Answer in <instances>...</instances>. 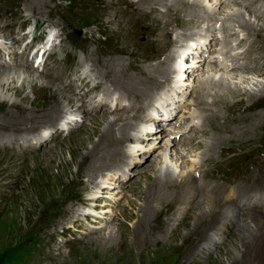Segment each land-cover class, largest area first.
Instances as JSON below:
<instances>
[{
    "label": "rangeland",
    "instance_id": "rangeland-1",
    "mask_svg": "<svg viewBox=\"0 0 264 264\" xmlns=\"http://www.w3.org/2000/svg\"><path fill=\"white\" fill-rule=\"evenodd\" d=\"M30 1L33 0H0V31L4 30L3 36L7 39L5 44H1L0 41V72L6 70L14 73L15 68L20 64L22 70H29L34 74L38 86L48 82L46 77L52 78L76 96H74L75 104L72 103L71 111L66 117L64 116L63 120L42 118L38 119L37 123L34 121L24 126L10 127L8 125L2 128L0 125V264H250L249 260L245 262L241 258L231 259L229 254L234 246L243 244L239 222L226 228L223 233L220 227L216 228L220 231V235L217 240H214L213 249L206 253L199 248L195 254H191L192 248L191 253L189 252L190 256L185 255L183 262L177 261L172 251L163 253L159 248L165 242L172 241L171 238L176 234L179 235L174 238L175 244L183 245L188 234L196 227L192 217L193 210L183 215L176 214L177 221L173 220V217L167 220L168 223L164 226L167 232L155 233V239L153 238L154 242L152 241L151 245L153 252L142 263L136 255L140 249H138L139 243L136 241L135 229L143 218L142 207L145 203L142 198L143 193H146L150 185L145 177L146 173L148 171L154 178L156 173L158 174L157 170L161 163H164L161 166L163 172L167 167H172L174 172L175 181L172 190L167 191L175 195L173 200L178 199L183 193L181 192L182 183L185 181L190 183L191 179L195 178L201 179L209 186L216 184L226 186L229 182L224 176L232 180L241 176L246 181L251 180V183L255 185L258 177L253 175L250 159L255 160V166L264 177V0H254V2L240 0L241 3L231 2L221 7L219 0H183L187 4L186 7L174 6L175 3L170 0H164V2L158 0L160 10L148 6L136 12L139 0H50L52 7H56V11L59 12L48 21L47 18H43L45 15L37 11V8H30L28 3ZM250 5L252 9H249ZM148 10L150 14L147 13ZM166 12L168 18H163L162 15ZM191 12H194L193 15L190 14ZM234 13L238 14L233 16ZM212 15L213 24L209 22L207 25L203 22L205 18ZM176 17L179 19L170 24L169 21ZM194 17L199 18L192 20ZM201 17L203 18L200 19ZM243 19L250 24L249 27L245 26ZM190 20L194 22L199 20V23L187 27ZM36 21L40 29L34 31ZM108 21H112L111 26L105 24ZM6 24L8 27L4 28ZM127 24L129 25L126 26ZM51 30L56 34L57 41L48 43L46 48L54 46V52L49 54L47 51L42 60L37 62L41 52H35V49L41 50L43 49L41 46L45 45V43L40 45L41 41H38L30 46L31 54L27 61V52L23 49L26 48L25 45L32 42V38L40 39ZM118 30L129 31L132 34L129 38L132 42L129 44L131 55L122 54V51L117 50L119 47L115 49V45L120 46L124 43L122 38H115L114 33ZM87 37L91 38L87 39ZM258 38H262L261 41ZM246 39L252 41L255 39L256 49L259 52H255L254 56L247 57L243 61L250 60L256 65L253 68L229 71L230 65L227 66L229 62L222 61L228 59L227 53L234 55L240 52L241 58H244L246 55L242 53L252 49V45L248 46L250 42L248 44L245 42ZM172 41L174 44H171ZM197 41L205 48L203 53L200 48V51L197 50ZM11 45H14V48L8 55L6 49L11 48ZM157 46L162 47L158 54L155 52ZM189 48L191 50H188ZM93 49H96L98 54H93ZM170 49L171 51L173 49L174 58L166 66L160 64L156 69L159 74L168 68V71L172 73L169 80L166 81L160 76L159 79L147 77L145 71L148 70H144L145 67L148 66L152 71L150 75L156 74L149 65L155 64L159 60L158 57L168 56ZM183 52H186L184 56ZM48 54L49 57H47ZM196 57L203 58L201 59L203 65L195 61ZM112 58L126 61L128 70L126 76H131L134 82L140 79L139 83L141 81L144 83L141 88L139 86L138 94L141 93L139 97L127 95L129 97L126 99L122 95L125 92L120 89L121 87L116 89L109 85L114 82L109 74L110 77L106 76L103 63ZM5 62L9 63V66H5ZM217 65H225L224 70L218 68L215 70ZM209 67L215 70L214 73L205 74L200 79L191 77L192 73L199 71L205 73L204 71H207ZM86 73L91 77L84 83L80 78H85ZM121 73L125 74V72ZM39 75L43 78L37 79ZM211 77L216 78L215 82ZM223 78L225 80L220 82L219 87L218 82ZM126 80L128 79L125 78L124 81ZM178 81L184 83L183 86ZM72 82L76 91L67 84ZM115 84L112 86H117ZM186 84H190L191 88L187 89ZM105 85L107 88L104 87ZM122 87L126 88V91L130 89L128 85ZM133 88L134 91H132L135 92L137 85ZM247 90L257 93L259 91L256 95L258 99L251 103L248 95L244 94ZM26 94L31 95L27 85L24 89V95ZM198 94H202L204 103L215 101L214 99L220 97L219 95L225 94V98L223 101H216L217 106H202L201 112L204 111L206 114H201L195 106ZM4 95L8 99L14 97L11 93L4 92ZM171 95L173 101L170 100ZM111 98L116 100H109ZM165 98L169 99V103L166 102L164 105L174 111V114L172 117L167 115L170 113L167 109V118L162 128L167 126L168 129L155 130V124H151L153 122L151 115H155L156 107L160 105L161 99L165 100ZM4 100V97H0V101ZM116 103L122 104L120 108L114 110L118 106ZM176 103H179L177 109L174 107ZM80 107L82 110L78 113ZM107 107L114 111H109ZM1 109L3 108H0V113H3L4 110ZM199 113L203 115V119L199 118L197 129L188 131L187 127L194 118L201 116ZM104 115H107L108 122L116 121L118 118L132 120L130 121L133 125L131 138L122 147L121 157L120 154L118 155L120 159H111L112 169L101 174L94 186L85 191L81 201L75 204L79 214L62 223L59 207L56 205L52 207L49 195L44 196L43 201L40 202L36 186L48 175L57 172V166L61 160H71L69 148L74 147L79 138L85 137L86 129L84 128L90 126L93 118ZM208 116L216 118V127L220 132L227 128L233 129L237 125V129L241 131L219 135L205 122ZM260 116L261 121L257 123L258 131L250 135L244 132L248 131L250 125L254 124ZM118 124L122 125L121 122ZM105 125L100 126L101 131H104ZM157 133L167 136L161 139L155 137L156 143L150 144L152 135ZM173 136L178 142L176 141V146L171 149L167 141H170ZM216 136L225 138V146L217 148L218 144L214 143ZM191 140H196L193 146L186 144ZM199 143H203L204 146L202 147ZM214 145L213 149L210 148ZM141 149L147 153L140 158L139 162H136L140 165L135 166L133 161ZM54 154L57 158L50 163L49 158ZM163 155H167L166 158L163 159ZM81 160L82 157L79 156L77 161ZM211 161L215 162L210 164ZM151 165L156 166L154 171L151 170ZM147 168H150V171ZM76 171L77 165H72L70 172ZM245 173L248 178L243 176ZM71 177L72 174L69 175V178ZM103 182L111 183L105 186V191ZM119 183L128 185L124 187L118 185ZM261 183L264 184V180ZM65 206H60V209ZM154 206L158 211L162 209L160 204L156 203ZM253 209L263 211L261 206H255ZM107 226L109 228L103 232L102 228ZM204 226L201 227L204 228ZM110 233L121 241L114 245L111 251L89 245L88 238L83 240L88 234L91 237H101ZM159 239L162 245L157 244ZM127 243L131 244L129 245L131 248L134 247L133 252L128 248H124L125 251L122 250L121 246ZM195 243L196 246L194 244L190 246H195L196 249L199 247V242ZM144 248L141 247V250ZM156 248L159 251L155 252ZM186 251H189L188 247ZM115 252L114 259H110L108 255Z\"/></svg>",
    "mask_w": 264,
    "mask_h": 264
},
{
    "label": "bare ground",
    "instance_id": "bare-ground-1",
    "mask_svg": "<svg viewBox=\"0 0 264 264\" xmlns=\"http://www.w3.org/2000/svg\"><path fill=\"white\" fill-rule=\"evenodd\" d=\"M110 1H113V0H110ZM170 1L172 3H175L174 6H177V7L178 6L186 7V5H187L183 0H181V1L180 0H170ZM50 2H51L50 0H33V1L28 2V3H29V6L31 9L37 8V11L39 10L43 15H45V17H43V16L42 17L47 18V21H48L49 19L52 20L51 18L53 17V15H55L56 13L59 12V11H56V7H52V4ZM160 2H164V0H161ZM160 2L158 0H153V1L152 0H139L137 2L138 5L136 4L137 9H135V12L138 9L140 10V9H143L144 7L146 8L148 6L152 7V8H157L158 10H160L159 9ZM231 2L232 3L233 2L234 3H241L240 0H219V5L221 7L222 5H228V3H231ZM253 2H254V0H253ZM257 2H259V1H257ZM250 4H252V3H250ZM156 6H158V7H156ZM95 7H97V6L95 5ZM249 9H252V5H250ZM149 11L150 10H148L147 13L150 14ZM195 11H196V8L194 9V12ZM168 12H169V10H168ZM194 12H191L190 14L193 15ZM235 14H238V13H234L233 16H235ZM92 16H94V15L92 14ZM100 16H102V15H100ZM162 17L168 18L167 12L165 14H163ZM197 18H199V17H197ZM197 18L194 17V19H192V20H196ZM202 18L203 17H201L200 19H202ZM236 18H237V16H236ZM178 19L179 18L176 17L175 19H173L169 22H170V24H173ZM212 19H213V15L211 17L205 18L203 22L207 23V25L209 22H212V24H213ZM155 20L159 21L158 19H155ZM192 20L189 21V24L187 27H189V26L191 27V25H198L199 20H197L195 22ZM41 21H43V20H41ZM42 24H43V22H42ZM105 24H107L108 26H111L112 21H108ZM244 24L247 27L250 26V24L246 20H244ZM128 25L129 24H127L126 26H128ZM36 26H37V21H36ZM5 27H8V25L7 24L4 25V28ZM151 27H152V25H151ZM209 28L211 29V27H209ZM244 28H246V27H244ZM250 28H252V27H250ZM207 30H208V28H207ZM179 31H181V30H179ZM159 32L161 33L162 31H159ZM114 34H116L115 38H117V39L122 38L124 40V43L121 44L120 46L118 44L115 45V49L117 47H119L117 50L122 51V54L123 53L130 54L129 53L130 52L129 51V49H130L129 44H131L132 42L129 41V38L131 37L132 34L129 31L123 32L120 30H118L117 33H114ZM150 34H151V32H150ZM152 34H153V32H152ZM3 35H4V30L0 31L1 44H5L6 43L5 41L7 40L5 38V36H3ZM165 36H166V34H165ZM186 36H188V35H186ZM88 38H91V37H87V39ZM191 38L193 39V37H191ZM258 39H259V41H261L262 38H258ZM38 40H39V38L38 39L36 37L32 38V42L27 43L25 45L26 48H23L24 51L27 52V61H28V58L31 54L30 50H29L30 46L33 45V43L38 42ZM158 41H159V38H158ZM245 42L247 44L250 42L248 46L252 45V49H251V51L246 50L245 52L242 53V54L246 55V56H244V58H241L240 52H238L234 55L233 54L229 55L227 53L228 54V55L226 54V58H228L227 60H224V58H222L224 60L222 62H227V63L229 62V64H227V66L230 65V68H228L229 71H233L236 69L243 70V69H247V68H253L256 65L247 59H246L247 61H245V62L243 61L247 57L251 58L255 52H259L256 49V47H257L256 46V40L254 39L252 41L251 39H246ZM251 42H252V44H251ZM171 44H174V41H172ZM197 44L198 45L196 46V42L194 43V45L198 48L197 50H199V48H200L201 52L203 53L205 48H203V46H201L199 41H197ZM13 46L14 45H11L10 46L11 48L6 49V52L8 53V55H10V53L13 51L12 50L14 48ZM208 47H207V49H208ZM151 49H153V48H151ZM161 49H162L161 46H157V48L155 49V52H157V54H158L159 50H161ZM188 50H191V49L189 48ZM92 51H93L92 52L93 54H98V53H96L97 52L96 49H93ZM170 51H171V49H170ZM52 52H54V51L52 50ZM155 52H153V53H155ZM45 53H44V55H46ZM185 53L186 52H183L182 55L184 56ZM114 54H116V53H114ZM117 56H119V55H117ZM47 57H49V55ZM7 58L8 57H6V59ZM158 58H159V60H157V62H155V64L149 65V67L151 66V69L156 71V74L154 73V74L150 75V72H152V71H150V69L147 66L144 69V70H148V71H145V75L147 77H152L153 79L154 78L159 79V76H160L161 78L168 81L169 80L168 78L172 75V73L170 71H168V68L159 72L160 75L157 74L156 69L160 66V64L166 66L167 64L170 63L169 61H171L174 58L173 49L171 52H169L168 56H166V57L162 56V57H158ZM197 58H199V60ZM231 58H232V60H231ZM155 59L156 58H154V60ZM194 59H195V61L196 60L198 61L199 65H203V62H201L202 61L201 59H203L202 57H196ZM145 60H147V59H145ZM104 62L105 63H103V68L105 67L106 76L110 75L111 77L110 76L109 77L112 78V82L116 83L115 85H117L114 87V86H112L114 83L111 82L112 84H109V85L112 88L118 89L121 87L120 89L123 92H125V93H122V95L125 96L126 99L129 97L127 95H134L136 97H139V95H141V93L138 94L139 86L141 88V86H143L144 83L142 81L139 83L140 79L136 80L134 82L131 80V76H129V75H128V77L126 76V74L128 72L127 67H126V61H123V60L121 61V60H116V59L114 60V58H112V59H109V61H104ZM4 64H5V66H9V63L7 64L5 62ZM179 64H180V62H179ZM224 67H225V65L224 66L217 65L215 70L217 68L219 70H224ZM177 68H178V66H177ZM5 69H7V68H5ZM178 70L180 72V69H178ZM188 70H189V68H188ZM14 71H15L14 73H12L11 71H6V70L3 72H0V97H2V98L4 97V99H5L4 101H0V108H3L1 110H4L3 113H0V125L2 126V128L7 127L8 125H10V127L11 126H19V125H22V126L29 125V124H32L34 121H36V123H37L38 119H42V118H54V119H58V120L59 119L60 120L65 119L66 115H68L72 109L71 106H72V103H74V96H76V95L71 93L62 84H58L57 80L52 79V78H48V77H46V79L48 80V82L46 84H44L42 86H38L37 82H35L36 78H35L34 74H32L31 71H29V70H26V71L22 70V66H20V64L15 68ZM214 71L209 67V69L207 71H204L205 73L199 71L196 73H192L191 77H194V79H196V78L200 79V77L201 78L204 77L205 74L210 75V74L214 73ZM121 72H123V73L125 72V74L122 75ZM58 74H59V69H58ZM246 74H250V73H246ZM240 75H243V74H240ZM90 77L91 76L87 75V73H86L85 78H80V79H82V81L84 82L86 79H88ZM38 78H43V77L41 75H39V77H37V79ZM125 78L128 80L124 81ZM215 80H216V78L213 77L212 81L215 82ZM224 80L225 79L223 78L218 82L219 87H220V85H219L220 82L224 81ZM108 81H111V80H108ZM145 81H147V80H145ZM106 82H107V80H106ZM178 83H180L182 86L184 84L181 81H178ZM205 83H206V81H205ZM67 84L74 91H76L73 88V86H74L73 82L70 84L69 83H67ZM122 84L125 85V87H126V85H128L130 87V89H128V91H126L125 90L126 88L124 89V87H122L123 86ZM26 85H27V87L30 88L31 95H28V94L24 95V89H25ZM134 85H137V88H135L137 92L136 91L133 92L134 91V88H133ZM104 87L107 88L106 85ZM186 88L187 89L191 88L190 84H186ZM130 90H131V92H130ZM4 92L6 94L11 93L12 96L14 95L15 99L13 100L14 97H10L8 99L4 95ZM129 93H133V94H129ZM240 93H242V92H240ZM258 93H259V91H258ZM258 93L252 92L250 90H247L246 92H244V94L248 95V98H250L251 103L258 99V96H256ZM198 95L199 96L197 98V103H196L197 105H195V106H196V108H198V110H200V112L202 111V106H204V105H210L211 107L217 106L216 101H218V100L223 101V99L225 98V94L219 95L220 97H217V99H214L215 101H212L211 103H209V102L204 103L202 94H198ZM175 96L177 97V95H175ZM171 97H172V95L170 96V100L173 101V99ZM161 98H163V97H161ZM109 100L115 101L116 99L111 98ZM166 102L169 103L168 98L167 99L165 98V100L161 99V102L159 105L160 107L157 106L155 115H153V114L151 115L152 121H153V122H151V124H155L154 125L155 130H161V129L163 130L165 128L168 129L167 126L165 128H162L163 123H165L164 121L166 120L167 115L172 117V114H174V111H171L167 106L164 105V103H166ZM248 102H250V101H248ZM102 103H104L103 100H102ZM121 104L122 103H120V104L116 103V105H118V106L115 107L114 110H117L118 108H120ZM223 104L225 105V103H223ZM99 105H101V103H99ZM177 105H179V103H176V106H174L176 109L178 108ZM104 108H105V106H104ZM101 109H102V107L100 108V110ZM107 109H108V107H107ZM81 110H82V108L80 107L78 109V113H81ZM108 110L114 111V110H111V108ZM166 110L170 113L167 114ZM203 113H205V112L204 111L201 112V114H203ZM100 117H102V116L93 118L91 120L90 126H86L84 128V129H86L85 130L86 133H84L85 137L79 138V140L76 141L74 147L69 148L71 160L70 161L61 160L59 162V165L57 166V172L55 174L48 175L47 178H45L44 180H41L39 182V184L36 186L37 195L39 197L40 202L43 201L44 196L49 195L51 198L52 207L54 205H56L60 209V206L62 207V206L66 205L64 208H62L60 210L58 209L59 214L62 217V221H61L62 223L64 221L66 222L69 219H71L72 217L76 216L77 213L79 214V211L76 208L75 204L79 203L81 201V197L84 194V192L87 190H90L94 186L96 179L101 174H103L105 171H110L112 169V166L110 163L111 159H114V158H115V160L120 159L121 153H122V147L124 146L125 142H127L131 138L130 135H131V130H132L133 125H131L130 121H132V120L128 121V120H124L122 118H118L116 121L110 120V122H108L107 121L108 120L107 115H104L102 118H100ZM199 118L203 119V115H201L200 117H198V116L195 117L193 121L190 119L192 122L187 127L188 131L189 130L193 131L194 129H197V124L199 123L198 122ZM215 119L216 118L214 116H208L205 119V122H207L210 125V128L214 132H217V134H219V135L221 133L233 134V133H236L237 131H239V132L241 131V129H239V128L237 129V126H238L237 125L233 129L227 128V129L221 130V132H220L219 129L216 127ZM168 120H169V118L167 119V121ZM259 121H261V116L258 117V119H256V122L254 124L250 125V127L248 128V131L245 130L244 132H247L248 135L254 134L255 132H257L258 131V129H257L258 124L257 123ZM118 122H121L122 125H119ZM160 123H162V124H160ZM103 124H106L105 125L106 127H105L104 131H101L100 126ZM157 124H159V125H157ZM224 126H226V125H224ZM89 127H90V129H88ZM173 128H174V126H173ZM203 128H204V126H203ZM169 130H171V129H169ZM166 136H165V134H160V133H157L156 135H152L153 139L150 141V144L156 143L155 137H159L161 139V138H165ZM220 137L221 136H216L214 138L215 145L218 144L217 148H219V147L221 148V147L225 146V144H226L225 138H220ZM176 141H177V138L174 136L172 137V139H170V141H167V142H169L168 145L170 144L171 149L173 148V146H176V144H177ZM195 142H196V140H191L190 142H188L186 144L193 146L195 144ZM199 144L202 147L204 146L203 143H199ZM215 145L210 146V148L213 149L215 147ZM90 146H91V148H89ZM142 150L143 149H141V152L136 156V159L133 161L134 162L133 164L135 166L140 165V163H136V162H139L140 158H142L147 153V152H145V150H143V151ZM83 152H85V153H83ZM119 154H120V157H118ZM79 156L82 157V160L80 162L77 161V158ZM166 156H164L162 158L164 159V158H166ZM55 158H57V157H55V154L51 158H49L50 163H52V161H54ZM49 160H48V162H49ZM214 162L215 161H211L210 164H212ZM249 162L251 164L253 175H257V177H258V179L255 180V185L252 184L253 182L251 183V180L246 181L241 176L235 179L236 182H234L235 180H232V179L224 176V178L227 179L229 182V184H227L226 186H219L217 184L214 186H209L208 184L203 182L201 179L195 178V179H191V181L189 180L190 183H188V181H185L184 183H182L181 192L183 191V193H181V196L176 200H173L175 195L167 193V191L172 190V185L175 181L174 180V172H173L172 167L171 168L167 167L166 171L163 172L161 166H163L164 163L160 162L161 164H160L159 170H157L158 174L156 173V176L154 178L152 177L153 175L151 176V173L149 174V172L147 171L145 177L148 180L150 185L148 186L146 193H143L144 195L142 198H144V201H145L144 206L142 207L143 208L142 209L143 218H142V220H140V222L138 223V226L135 229V235H136L135 237H136V241L139 243L138 249H140V252L138 251V253L136 254L138 256L139 262L142 263L143 260L145 258H149L148 257L149 254H151L153 252L151 245H152V241L154 242L153 238L155 239V236H154L155 233L161 232V234L162 233L165 234L167 232L166 227H164V226L167 225V223H168L167 220L170 217H173V220H174L177 216L176 214L183 215L186 212L193 210L192 211V217L194 218V221L196 223V227L193 229V231H191L188 234V236L186 237V239L183 242V245L179 246V245L175 244L176 242H175L174 238H177L179 235V234H176L175 237L171 238L172 241H170V242L167 241V243L165 242V244H163V245H162V242L160 241L161 239H159V241L157 240V244L161 243L160 245H162V246H160L161 248H159L160 251H163V253H167L169 251H172L176 255L175 259L177 261H182L183 259H185V255L190 256V253H191L190 250L192 248H193V251L191 254H195L196 251L199 250V248H200V250L203 249L206 253L210 252L213 249L212 244H213L214 240H217L218 236L220 235V231H222L221 233H223L224 230H226V228H229L234 223L239 222L241 225L240 226L241 236H242L241 240H243V242H242L243 244L242 245L237 244V246H234L233 249H230L229 254H230L231 259L238 260L239 258H241L245 262L247 260H249L250 264H264V202H262L264 200V184L261 183V181L264 180V177H263L262 173L260 172V170L258 169V167L255 166V164H256L255 160L250 159ZM72 165H77V171L75 173L70 172V168L72 167ZM113 167L116 168V166H113ZM193 167H194V165L192 164V168ZM155 168H156L155 165H151L152 171H154ZM149 169L147 168V170H149ZM155 172H156V170H155ZM70 174H72L71 178H69ZM243 176L247 177L246 173L243 174ZM87 179H88V182H87ZM259 180H261V181H259ZM232 182H234V183H232ZM241 182H242V184H241ZM258 183H259V185H258ZM110 184L111 183L103 182V185L101 184L103 186V190H104L105 186H109ZM261 184H263V185H261ZM118 185H123L125 187L128 184L119 183ZM164 186H165V188L163 189ZM156 203L161 205V208H162L161 210H159V211L156 210V208H155L156 206H154ZM177 206H179V207L177 208ZM255 206H258V207L261 206L263 208L262 209L263 211H260V210L256 211V209H253ZM58 211H57V213H58ZM101 223L102 222H100V224ZM202 225H205L204 228L201 227ZM218 227L221 228L220 231L217 230ZM108 228H109L108 226L106 228H102V231L106 230ZM210 229H211V231H210ZM87 238H88V244L89 245H95L96 248L97 247L106 248L107 251L113 250L114 245L121 242L118 237H115V236L113 237V235L111 233L109 235L107 234L106 236H101V237L100 236L91 237L88 234V236L86 235L83 238V240L84 239L86 240ZM194 241L199 242V247H197L196 249H195L196 243ZM193 244L195 246H190ZM129 245H131V244L127 243V244H124L123 246H121L122 250H124V248H128L129 250H131V252H133L134 247L131 248V246H129ZM141 247L142 248L145 247L144 250H141ZM186 247H188V249H189L188 252L186 251ZM156 251H159L158 248H156L155 252ZM115 255H116V252L113 253L112 255H108V256H110V259H114ZM196 256H197V254H196ZM147 262L150 263L149 260Z\"/></svg>",
    "mask_w": 264,
    "mask_h": 264
}]
</instances>
